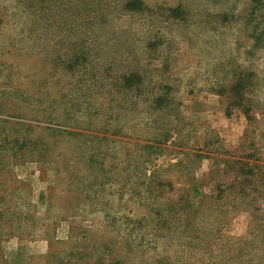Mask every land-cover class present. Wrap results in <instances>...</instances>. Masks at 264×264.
<instances>
[{
	"label": "rangeland",
	"instance_id": "1",
	"mask_svg": "<svg viewBox=\"0 0 264 264\" xmlns=\"http://www.w3.org/2000/svg\"><path fill=\"white\" fill-rule=\"evenodd\" d=\"M0 264H264V0H0Z\"/></svg>",
	"mask_w": 264,
	"mask_h": 264
}]
</instances>
